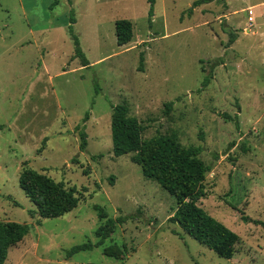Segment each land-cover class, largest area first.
<instances>
[{"label": "rangeland", "instance_id": "1", "mask_svg": "<svg viewBox=\"0 0 264 264\" xmlns=\"http://www.w3.org/2000/svg\"><path fill=\"white\" fill-rule=\"evenodd\" d=\"M197 1L156 0L150 23L149 0H0V220L31 227L6 264H264V39L254 34L264 0ZM72 12L88 68L74 57ZM119 20L133 23L122 47ZM231 32L238 40L228 47ZM122 104L145 139L175 132L182 146L202 148L212 171L199 206L240 236L233 259L170 221L175 198L143 176L134 154L114 156L113 106ZM25 168L85 201L62 218H32ZM129 215L139 217L102 247L67 257Z\"/></svg>", "mask_w": 264, "mask_h": 264}, {"label": "trees", "instance_id": "2", "mask_svg": "<svg viewBox=\"0 0 264 264\" xmlns=\"http://www.w3.org/2000/svg\"><path fill=\"white\" fill-rule=\"evenodd\" d=\"M214 0H199L194 7L211 3ZM69 3L72 4L71 0ZM149 21L152 23L156 0H149ZM193 10H190L192 13ZM69 34L74 42L76 59H79L83 68L90 66L86 58L74 25L76 18L71 14ZM228 47H231L238 39L231 32ZM116 37L119 46H126L133 39V23L129 20L116 22ZM144 54H141L140 71H143ZM217 65L212 66V70ZM211 78L206 76L203 87H207ZM98 91V90H96ZM173 103L166 105L167 114L170 113ZM89 114L85 116L87 121ZM147 128L130 114L127 104L113 106L111 120L112 142L114 156L119 158L134 154L132 162L141 167L143 176L150 181L156 182L161 189L175 198L177 209L170 221L177 224L180 229L199 244L205 246L218 256L231 260L237 254V246L240 236L207 213L199 203L207 197L205 182L212 167L207 165L201 158V147L186 148L182 146L175 132L167 135H157L145 139ZM81 151L87 149V134L82 131ZM113 181V179L111 180ZM19 185L29 200L35 205V210L29 214L32 218L40 220H53L66 216L73 212L86 198L75 188H67L64 182H56L52 178L30 168H25L19 178ZM100 217L105 214L101 206H95ZM137 215H129L116 219H109L104 227H100L96 235L99 241L96 244L87 242L77 245L67 252V257H74L80 252L92 251L102 247L117 229L130 220L137 219ZM264 226V223L257 222ZM31 227L14 221L4 222L0 220V264H6L9 252L13 247L21 244L30 234Z\"/></svg>", "mask_w": 264, "mask_h": 264}, {"label": "crops", "instance_id": "3", "mask_svg": "<svg viewBox=\"0 0 264 264\" xmlns=\"http://www.w3.org/2000/svg\"><path fill=\"white\" fill-rule=\"evenodd\" d=\"M263 5H264V3H263ZM254 8V6H251V7H249L248 9H253ZM254 19V18H253ZM254 22H255V19H254ZM256 31H257V33H254L255 35H260V37L262 36L263 37V39H264V24L263 25H259L258 26V28L256 29ZM251 32H253V30L251 31ZM238 40V39H237ZM235 44V43H234Z\"/></svg>", "mask_w": 264, "mask_h": 264}, {"label": "built area", "instance_id": "4", "mask_svg": "<svg viewBox=\"0 0 264 264\" xmlns=\"http://www.w3.org/2000/svg\"><path fill=\"white\" fill-rule=\"evenodd\" d=\"M249 14H250V15H253V11H252V10H250ZM249 21H250V22H253V18H250V20H249Z\"/></svg>", "mask_w": 264, "mask_h": 264}]
</instances>
